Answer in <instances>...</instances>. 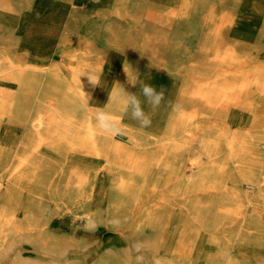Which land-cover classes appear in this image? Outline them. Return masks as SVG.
Returning a JSON list of instances; mask_svg holds the SVG:
<instances>
[{
	"label": "bare ground",
	"instance_id": "obj_1",
	"mask_svg": "<svg viewBox=\"0 0 264 264\" xmlns=\"http://www.w3.org/2000/svg\"><path fill=\"white\" fill-rule=\"evenodd\" d=\"M14 1L0 0V83L15 87L0 88V181L10 183L0 197V226L13 221L6 215L13 183L56 181L65 225L73 224L65 212L70 199L83 203L86 225L100 223L108 207L125 210L134 234L163 220L161 233L143 238L158 264L173 248L185 264L253 256L251 244H231L219 215L253 203L242 220L254 224V235L264 233L257 216L264 204V0ZM139 81L163 87L171 102L151 112L144 128L118 100L107 105L110 93L139 95ZM97 108L115 116L119 135L95 128ZM218 117L223 124L212 122ZM28 149L42 152L44 164L27 173L20 163L7 169L13 152ZM24 175L32 178H14ZM38 197L28 195L29 203ZM177 216L186 221L182 236L168 228ZM78 240H64V251L80 252ZM115 241L102 237L99 250ZM116 263L109 255L92 262Z\"/></svg>",
	"mask_w": 264,
	"mask_h": 264
},
{
	"label": "rangeland",
	"instance_id": "obj_2",
	"mask_svg": "<svg viewBox=\"0 0 264 264\" xmlns=\"http://www.w3.org/2000/svg\"><path fill=\"white\" fill-rule=\"evenodd\" d=\"M14 2L18 5L24 3L22 0H16ZM83 2H85L83 4L85 5V8H87V1ZM0 86H2L0 88L4 90L13 91L15 89L14 86L10 87L3 83H0ZM190 108L191 107L188 109V115H191ZM198 116L194 118V122L198 121ZM4 121L6 122V119ZM212 122L221 124L224 122L223 117H218ZM212 122L210 125L213 124ZM205 128H197L198 130L196 129V131L201 132ZM21 135L22 134L20 133V136ZM17 152L19 153L18 159H21L19 161L18 159L16 160L15 153ZM40 155H42V152L32 154V151L29 149L24 152L21 150L15 151L7 162V169L12 168L13 170H18L16 166L20 163L19 170L23 173L30 172L33 169L35 170L41 166V164H44L39 157ZM19 177L32 178V176L28 175L15 176L14 178ZM115 181L116 177L111 178V181L107 184L105 189L107 193L110 191L109 188L115 185ZM0 183V197H3L5 192L4 188L9 187L10 183L7 181V178L1 179ZM57 184L58 182L54 181L47 183L45 186L43 184L42 187L37 184L33 186L32 182L13 183V187L9 190L10 194H7V196L11 198V205L6 211V215L13 217V221L11 224L7 223L0 226V264H15L14 261H18L17 264H74L76 261H78L76 262L77 264H92V262L99 260L102 255H109L111 259L116 260V264H158L154 260V254L145 247L144 244H146V242L143 238L145 236L147 238L154 236L155 233L159 231L158 228L165 224L163 220L161 223L159 222L158 227L153 228L151 231L145 228L144 233L134 234V225L131 227L127 224L129 216L125 214V210L123 208L108 207L100 213V223L86 225L85 220L81 217L84 214L83 203H81L79 199H70V202H66L65 212L69 214L73 224L70 225V223L65 225L62 221L65 214H62L57 205L60 201L58 197L61 193L60 191V193H56ZM58 186L60 187V185ZM242 188L243 190L253 191L252 188H248L245 184H243ZM212 192L214 193L215 191ZM216 193L212 196L214 197ZM30 194H36V196L40 195V197L37 198V202L35 200L33 204L29 203L28 195ZM40 202L42 204L41 208H37ZM250 204L251 203L245 202L239 209L238 213L234 215L228 213L219 215L224 222L222 225L223 228L221 227V229L226 232H231L233 235V241L231 244H241L242 242L245 245L251 244V248L253 247V256L248 258L245 257L246 259L244 257L242 259L238 258V261L240 262L239 264H264V259H262L264 258V254L261 252L264 251V233L254 235V229H257L254 224L245 223L242 220V218L252 210L254 204ZM259 206L260 207L257 209L259 215L257 216L260 220L262 219V221H264V204H260ZM89 211L90 213L94 212L90 209L88 212ZM206 213L205 216L209 219L207 223L212 227L213 223L211 222V219L214 216L212 209L210 208ZM258 218H256V220L259 222L260 220ZM35 219H41V223H38V226L32 228ZM184 222L186 221L182 216H177L171 226L168 227H171V234H176L177 236L184 235ZM188 223L201 227V224L195 221L194 218H192V222ZM72 227H74V229H72ZM259 227L262 229L261 231L264 232V224H261L258 228ZM201 228L205 231L203 227ZM107 231L109 233H107ZM159 233H161V231H159ZM104 236L115 237L116 241L110 243L106 249L103 248L99 250L100 239ZM75 238H78L79 240ZM69 239L81 242L83 248L80 252H74L73 249L64 251L62 243L64 240ZM221 240L224 241L223 238H221ZM216 246L222 247L224 245L216 244ZM233 247L235 246L231 247L230 254L235 253ZM130 251L132 255L129 253ZM65 255H67L66 258L64 257ZM169 255L170 258L164 259L165 264H185V260L183 261V254L179 249L173 248Z\"/></svg>",
	"mask_w": 264,
	"mask_h": 264
},
{
	"label": "clouds",
	"instance_id": "obj_3",
	"mask_svg": "<svg viewBox=\"0 0 264 264\" xmlns=\"http://www.w3.org/2000/svg\"><path fill=\"white\" fill-rule=\"evenodd\" d=\"M90 81L93 84L97 82L89 76ZM132 85H136V81H130ZM140 91L139 95L125 92L123 89V96L118 93H110L109 102L107 105L111 104L114 99L118 100L122 107V111L125 114H130L131 119L138 122L140 127H149L152 123L151 112H155L162 103H171L165 101V90L161 87L159 90L152 84L144 83L139 81ZM141 97L143 99H141ZM145 106L150 109V111L145 110ZM87 107V106H86ZM175 109L177 106L172 105ZM95 128L104 134H110L112 136L120 134L119 122L115 116L103 108H97L95 115Z\"/></svg>",
	"mask_w": 264,
	"mask_h": 264
}]
</instances>
